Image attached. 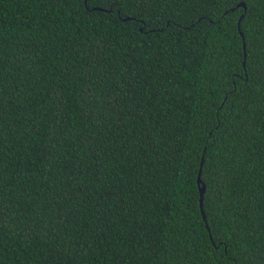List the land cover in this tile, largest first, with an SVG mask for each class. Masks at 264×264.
<instances>
[{"label": "trees", "instance_id": "1", "mask_svg": "<svg viewBox=\"0 0 264 264\" xmlns=\"http://www.w3.org/2000/svg\"><path fill=\"white\" fill-rule=\"evenodd\" d=\"M0 264H264V0H0Z\"/></svg>", "mask_w": 264, "mask_h": 264}, {"label": "water", "instance_id": "2", "mask_svg": "<svg viewBox=\"0 0 264 264\" xmlns=\"http://www.w3.org/2000/svg\"><path fill=\"white\" fill-rule=\"evenodd\" d=\"M239 7H241V8H244V10H246V4L245 3H243V2H240L238 5H237V8H239ZM243 18V16L240 18V20H239V30H240V23H241V19ZM130 18H126V20H129ZM241 36L243 37V34H242V32H241ZM243 39H244V37H243ZM243 47H244V50H245V53H244V56L246 57V43H245V41L243 42ZM197 184H198V186H199V191H200V206H201V211H202V214H203V218H204V220L206 219V217H205V214H204V212H203V196H204V193H205V191H206V186H205V184L203 183V181H202V179H201V176H199L198 177V179H197Z\"/></svg>", "mask_w": 264, "mask_h": 264}, {"label": "snow or ice", "instance_id": "3", "mask_svg": "<svg viewBox=\"0 0 264 264\" xmlns=\"http://www.w3.org/2000/svg\"><path fill=\"white\" fill-rule=\"evenodd\" d=\"M196 171H197V176L198 177L202 176L204 174L203 169L201 167H198Z\"/></svg>", "mask_w": 264, "mask_h": 264}]
</instances>
